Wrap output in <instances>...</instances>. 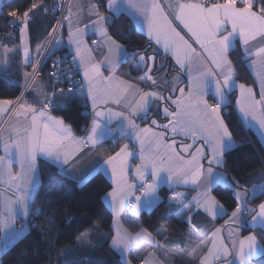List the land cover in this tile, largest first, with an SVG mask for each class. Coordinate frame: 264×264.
Masks as SVG:
<instances>
[{
	"label": "snow or ice",
	"instance_id": "6c2138e0",
	"mask_svg": "<svg viewBox=\"0 0 264 264\" xmlns=\"http://www.w3.org/2000/svg\"><path fill=\"white\" fill-rule=\"evenodd\" d=\"M128 6L135 9L143 15L148 23V36L154 38L157 45L163 44L165 51L171 52L175 57L176 63L181 68H186L189 72V89L187 93L183 88L179 89L180 96L175 100L172 96H165L158 91H145L140 84H133L131 81L123 80L116 77L114 73L109 77L101 79L100 63H92L91 66L85 65L84 77L88 82V97L92 101L94 110V119L86 137L79 138L78 142L82 144H90L93 147L99 143L98 129L101 128L99 117L107 116L109 119L120 117L126 122L127 129L133 134V138L140 144L141 165L136 169L137 176L144 180L141 185L142 191L136 196L132 189L135 185L128 182L125 170V161L127 157L133 155L129 150V145H123L115 155H110L106 163L112 167L113 176L116 178V187L113 188L108 195L112 198V204L119 217L123 210L124 201L128 200L130 211L138 215L141 207L151 208L157 202H162V198L158 195V183L161 172H167V182L170 184H195L200 181L205 170L200 160L204 157L203 149H197L195 153L190 154V158H185L178 153L174 147L176 140L170 142L164 141L165 133L156 132L152 127L145 126L141 128L135 123V117L147 115L149 108L157 101H167L169 104L175 105V111H170L169 107H164L165 116H171L172 119L167 124L159 125L155 119L151 121L152 125L171 129L173 133H182L185 136H191L193 140L202 139L209 146L212 153L208 159L207 168L208 177L214 175L223 177L222 173L214 172L211 165L215 164L223 167L227 161L225 153L230 152L234 147H240L236 144L232 132L229 130L228 124L225 122L224 116L221 114L225 106V101L235 79V68L229 58V51L233 46V41L237 34L239 39L245 45L244 52L248 56L255 55L257 60L253 61L254 65H258L260 71L257 76L261 80V99L254 98L253 88L244 84L238 85L242 100L237 103L241 105V109L245 116L251 115L254 120H259V125L264 128V0H224V2H216L205 4L186 3L177 0L175 4L174 19L179 20L184 27L195 38V43L199 45L203 53L207 54L208 59L201 57L185 36L181 35L173 26L172 20L169 19L164 9L161 7L159 0H128ZM107 8H117V0H107ZM168 7H173L169 4ZM92 15L96 17L92 21V26L97 29L106 39L109 55L104 57V63L108 67H113L119 62L122 55H126L122 45L115 41L104 27V22L108 17L102 16L98 10L99 5H90ZM33 10L48 9L43 5L42 0L32 3L22 16H18L16 11H12L9 15L13 18L12 23L19 21L21 25L20 31L23 34L27 31L29 23L34 15ZM2 14V12H0ZM72 15L69 9V17ZM69 17H64L68 19ZM231 25L229 30L228 25ZM55 31V29H54ZM81 29L77 27L74 32L70 31V42L76 45V55L81 61L84 60V52L87 51L89 56L91 50L82 47L83 40L79 38ZM259 38V39H258ZM250 42H257L253 52ZM41 46L37 48L39 54ZM13 49L3 48V63H7V57ZM133 55H139L141 62L146 59L154 60V57H145L143 53L136 52ZM25 63L29 62V51L27 46L24 48ZM199 61V63H197ZM209 63L212 67L209 66ZM216 69L218 71L213 70ZM33 71H37V64L33 63ZM151 67L148 69L145 79L151 81L153 85L157 81L151 75ZM193 71L195 75H192ZM31 74L25 73L26 81ZM55 75V74H53ZM106 81V83H104ZM211 89L215 99V103H209L205 96ZM170 91L175 92V87ZM63 92V90H61ZM133 97L132 100L128 96ZM55 98L45 97L41 102L42 107L36 108L23 100V94L16 101L0 100V113H6L12 110L11 107L18 105L15 111L16 116H24L28 121L24 127H13L0 130V145L3 146L4 156H0V182L5 183L10 188L15 189L14 198L3 196L0 197V230H5L4 241L5 246L12 239L19 235L13 225L17 215L28 218L34 215L31 204L33 191L38 186L39 165L37 158L43 156L48 162L62 163L67 165L69 162V153L66 150V143L72 137L70 127L64 125L61 119H54L47 116L46 109L50 107ZM71 98V90L69 97ZM126 111H114L107 107L111 102L121 105ZM261 106V112L257 115V106ZM100 110H97V109ZM42 118L44 120L42 121ZM191 145H184L185 152ZM17 161L20 165L19 172L12 171L13 162ZM150 170L152 182L148 183L145 174ZM238 185V182H236ZM211 181L205 185L204 191L200 196L193 198L197 208H203L204 211L212 216L217 211H222L223 206L219 201L209 195ZM135 199V207L131 206L130 197ZM237 201L241 196L235 193ZM184 194L174 192L168 199L181 202ZM258 212L252 216L251 222L255 225L257 220L264 222V202L258 206ZM251 213L254 209L241 206L240 203L231 213V221L237 223L244 219V211ZM39 211V209L37 210ZM71 217L69 221H71ZM117 224L115 234L111 236L110 247L121 254L123 264H130L125 254L137 249L141 244L147 242L150 246L157 244L155 237L146 229H141L133 235L125 228L119 220L114 221ZM94 227H96L94 225ZM220 229H216L211 233L213 237L211 245L207 246V250L202 254L196 255V249L201 245H207V241L201 240L196 248L187 252L189 257L199 260V264H234L230 259L233 253L226 244L217 243V237ZM106 238V234H105ZM81 242V246H91L87 241V233L81 234L77 238ZM258 241L255 234L245 236L238 242L233 241L232 247L236 249L234 255L238 257L239 264H249L251 255L257 250ZM69 251V249H65ZM142 264H161L155 258V253L148 252L142 258Z\"/></svg>",
	"mask_w": 264,
	"mask_h": 264
},
{
	"label": "crops",
	"instance_id": "0c3cea01",
	"mask_svg": "<svg viewBox=\"0 0 264 264\" xmlns=\"http://www.w3.org/2000/svg\"><path fill=\"white\" fill-rule=\"evenodd\" d=\"M1 1L0 0V12H1ZM103 1V6L105 12L110 13L111 15H117V14H125L128 16L134 27L137 31H139L141 34L144 35L146 40L151 44L152 50H154L159 56L161 57H168L169 63L168 65L174 70V74L177 76L183 77V84L179 85L176 93L174 96H172V99L175 100L177 97L180 96L179 89L183 88L185 90V93H187L189 89V72L186 68H181L175 60V57L172 55L171 52L165 51L163 44L157 45L154 38H150L148 36V23L147 20L143 15L138 13L135 9H132L128 6V0H117V8L115 9H109L106 7L107 0H101ZM182 2L186 3H198V0H182ZM97 3H100L98 0H69L67 5V14L66 17H69V9L71 10L72 15L66 19L65 24V31H64V37L62 42V48L72 54L74 57L76 55V45L70 42V31L74 32L77 27L81 29V35L79 38L83 40L82 47L86 49L91 50V55L89 56L88 52H84V60L83 62L79 57H76L75 62L78 69V74L80 78L81 83V90L80 93L82 95L81 98H84L89 106L90 110V117L87 119V123L85 125V130L83 134H76L71 127L64 123V125L70 127L72 137L70 140L66 143V150L69 153H72L69 156V162L67 165H63L62 163H52L48 162L45 157L39 156L37 158V163L40 160H43L45 162H48L52 166H54L57 169V172L62 175L63 177H66L76 184L80 185L85 180H87L91 175L94 173L100 172L105 176V178L110 183V189L109 191L103 196V201L108 208V210L111 212V221H110V236L108 240L109 248L118 256L119 260L123 264V260L121 258V254L110 247V240L111 236L115 234L117 224L114 223V221L119 220V222L128 229L130 233L135 235V233L139 232L141 229H144L139 225V216L142 213H148L151 210H153L160 202H157L153 207L147 208V207H141L140 212L138 215L136 214H127L124 212V207L127 204L128 200H125L123 210L120 212L119 217L116 215V210L113 207L112 204V198L108 195L111 193L113 188H115L116 185V178L113 176L112 173V167L106 163L107 158L110 155H115L116 152L120 150V148L125 144H134L138 147V159L136 161H132L130 159V156L127 157L125 161V170L126 173L130 174V177H128V182L135 185V188L132 189L134 194L136 196H139L136 194V182H145L144 180H141L137 174L136 169L139 165H141L142 160L140 159V144L139 141L135 140L133 138V134L130 132L129 129L126 127V122L122 120L120 117H113L112 119H109L107 116L99 117V121L101 124V128L98 129L99 135V143L97 146L93 147L90 144H82L79 143V138L86 137V135L89 132L90 127L92 126V122L94 119V110L92 108V101L88 97V82L84 77V70L85 65L91 66L92 63H100V73H101V79L109 77L114 73L116 77H120L123 80L131 81L133 84H140L142 88H144L145 91H158V89H153L151 87H148L151 81L146 80V74L148 73L149 67H151L152 71L156 68V70L163 66L161 62H156L155 59H146V62H141L140 57H138V62L140 65H145V71L139 75V76H129L127 73L120 71V65H121V59L125 56L122 55L119 58V62L116 63L113 67H108L104 63V57L109 55L108 53V45L106 42V39L100 34V32L97 29H94L92 26V21L96 19L94 15H92V10L90 8V5H97ZM159 3L161 7L164 9L165 13L168 15L169 19L172 20L173 26L176 27L177 31L181 33V35L185 36L186 39L189 40L190 43H192V46L196 49L198 53L201 54V57L204 59L207 58V54L203 53L200 49L199 45L195 43V38L191 36V33L188 32V30L184 27V25L179 21L174 19L175 16V4L177 3V0H159ZM169 4H172L173 7H168ZM100 14L102 16L107 15L103 13L98 8ZM104 27L106 28V21L104 22ZM229 30H231V25H228ZM259 39V38H258ZM120 44V43H119ZM121 45V44H120ZM27 46L29 51V62L25 63L24 60V48ZM250 46H252L253 52L255 51V46H258L257 42H250ZM8 49H13L12 52L8 54L7 57V63H3V55H0V70H5L10 61V55L13 54L14 50H18L19 52V63L21 67L28 68L30 65V60L32 57V51L31 47L29 46L28 42V36L27 31L23 34L20 33L16 37H13L11 40H9L6 44ZM123 47V46H122ZM236 47L242 52L243 58L247 59L246 66L249 71V74L253 80V85L250 87L253 88L254 98L256 100L261 99V80L257 76V73L260 71V68L258 65H254L253 61L257 60V57L255 55L248 56L244 52L245 45L243 42L239 39V35L237 34L236 38L233 41V46L230 49L233 50ZM125 50V48L123 47ZM229 51V52H230ZM3 52V48L0 49V53ZM126 52V51H125ZM127 53V52H126ZM147 58V57H146ZM199 63V61H197ZM209 66L212 67V65L209 63ZM214 71H218L213 68ZM151 71V72H152ZM25 73H27V69L23 71V79L25 80ZM172 76H175V75ZM153 79H155L157 82L164 83L166 81V78L164 77L163 73H156L151 74ZM192 75H195V72L193 71ZM106 83V81H104ZM240 85L239 82H237L235 79L232 83L231 89L229 91V94L227 96V99L225 101V106L228 104V98L230 95L234 96V104L232 107V110L237 115V118L242 125L243 128L251 131L261 147L264 150V128H261L259 125V120H254L252 116L249 114L245 116L244 112L241 109V105L237 103L238 100H242L241 92L238 87ZM50 93V85L44 79L43 77L39 76L37 77L32 85L30 86L29 90L27 91L26 95L24 96L23 100L27 101L29 104L36 108L42 107L41 102L45 99V97H48ZM163 95L169 96L168 94L164 93ZM67 96V95H66ZM55 99L57 101H65L66 97L65 94H56ZM129 100H132L133 97L131 95L128 96ZM205 99L208 100V102L215 103V99L213 96V92L211 89L208 90L207 95L205 96ZM5 100V99H4ZM123 101L121 105H116L114 103H109L107 107L112 108L114 111H126V109L123 107ZM11 107V106H6ZM18 105L15 107L9 118L7 119V122L5 123L3 129L9 128V125H12L13 127H24L28 123V121L25 119L24 116H16L15 111ZM164 107H169L170 111H175V105L169 104L167 101H157L154 104H152L149 108V111L146 116L144 114H141L139 117H135V123L139 125L141 128L145 126L152 127L154 131L156 132H162L165 133L164 135V141L170 142L171 140L175 139L176 144L174 145L176 151L180 153L181 156L185 158H190V154L195 153L197 149H203L204 151V157L201 158L200 162L204 167L205 173L201 177L200 181L193 184L189 182L188 184H170L167 182V172H161L160 173V179L157 181L158 183V195L159 191L164 188L169 192V189L171 186L177 191L184 194V198L181 202L172 201L169 202L170 195L168 194L166 202L169 206H172L175 209V214L181 220L185 225V230L182 232V234L178 237L171 238L169 236H164L162 238H156L155 240L158 242L157 244L149 245L147 242H144L141 244L137 249L133 250L130 253H126L125 256L128 261H130V264H142V258L147 255L148 252L155 253V258L158 259L161 264H199V260L194 257H189L187 255V252L191 251L192 249L196 248L197 244L201 240L207 241V245H201L200 248L196 249V255L202 254L203 251L207 250V246L211 245V241L213 237L211 236V233L215 231L216 229H220V232L218 234L217 243H223L228 246L230 251L233 253V255L230 257L234 261V264H239V259L234 255L236 252V249L232 247L233 241L238 242L243 239L245 236H248L252 233L248 234H242L241 231L244 227L249 228L251 230H261L264 232V222L261 220H257L255 225L252 224L251 218L252 216H255L258 212V206L256 208V211L249 216L244 215V219L242 221H238L237 223H233L231 221V213L233 210L237 207V204L240 203L241 206L247 205V207L252 208V206H249L247 204V200L255 198L256 196L264 193V177L260 179L259 173L257 174L254 179L255 182L251 184L250 187L247 189H242L240 187H237L234 180L227 176L224 172L220 170V167L213 164L211 167L213 168L214 172L216 173H222L223 177L220 176H212L208 177L207 175V168L210 166L208 164V159L211 158V151L208 145L205 144V142L202 139H195L191 136H185L182 133H173L171 129H165L163 127H157L156 125H152L151 121L155 119L159 125L167 124L170 119H172L171 116H165L163 109ZM97 110H100L99 108ZM47 116L52 117L54 119H61L60 117L54 115L51 111L46 110ZM261 112V106H257V115H259ZM6 113H0V122L3 116H5ZM223 115V113H221ZM146 117L145 121H142V119ZM44 118H42V121ZM62 120V119H61ZM114 136L117 140L118 148L113 150L108 146V138ZM184 145H191V147L188 149L187 152L183 150ZM5 153L3 151V146L0 145V156H4ZM12 171L19 172L20 171V165L17 161L14 160L12 164ZM264 172V171H263ZM38 184H39V173L37 176ZM145 179L148 183L152 182V177L150 174V170L145 174ZM211 181V187L209 191V195L214 197L211 194V189L215 185H220L227 187L231 190L232 196L235 200V208L231 211H227L224 207L222 211H217V214L215 216H212L204 211L203 208H197L195 201L193 198L200 196V194L204 191V187L206 184ZM35 191V190H34ZM33 191V194H34ZM239 193L241 196L240 201H237L235 197V193ZM15 195V189L10 188L8 185H6L3 182H0V197L7 196L14 198ZM33 197V195H32ZM160 197V195H159ZM129 199H134L133 197H130ZM216 199V198H215ZM217 200V199H216ZM218 201V200H217ZM264 202V201H262ZM261 202V203H262ZM135 203V199H134ZM220 205H222L219 202ZM223 206V205H222ZM135 207V206H134ZM246 211V210H245ZM28 218L23 217L22 215H17V218L15 220V223L13 225V228L19 232V235L16 236L14 239L11 240L10 243H7L5 246L4 241V235L5 230H0V255L8 249L11 245H13L17 240H19L22 236L25 235V233L28 231ZM217 220H221V222H217ZM88 232V233H87ZM91 231H85L83 233H87V241L91 245L85 246L84 249H90L93 244L89 241V235ZM82 233V234H83ZM81 236V234L79 235ZM78 236V237H79ZM258 241V240H257ZM71 247L75 248V245L65 247L63 249L62 253V260L69 261L73 258H79L80 256V250H76V253L73 255L68 256V258H65V249H71ZM65 251V252H64ZM262 252V247L258 242L257 250L251 255L250 260L257 255H259ZM54 264V263H53ZM219 264V262H217ZM249 264H252L249 262Z\"/></svg>",
	"mask_w": 264,
	"mask_h": 264
},
{
	"label": "trees",
	"instance_id": "16d2710c",
	"mask_svg": "<svg viewBox=\"0 0 264 264\" xmlns=\"http://www.w3.org/2000/svg\"><path fill=\"white\" fill-rule=\"evenodd\" d=\"M50 1L42 0L44 6ZM98 1L99 9L108 17L106 21L108 33L129 54L126 62L120 65V71L129 76H139L146 70L145 65H140L139 55H133V53L140 52L145 57H154L155 61L161 62L163 66L157 70L155 68L151 74L163 73L166 81L157 82L156 85L150 83L148 87L174 96L176 91L172 92L170 89L175 87L177 90L184 80L182 76L174 74L175 71L168 65L169 58L161 57L152 50L151 44L136 30L128 16L111 15L105 12L103 1ZM37 2L39 0H2L0 33L7 29L10 12L20 13L30 4ZM33 12L34 15L30 13L33 18L27 29L31 49L43 40L51 26V18L42 10H33ZM229 58L235 68V80L247 86L253 85L246 66L247 59L243 58L238 47L229 52ZM25 69L28 72L29 67L20 66L19 52L17 49L14 50L10 55L8 67L0 70V100H13L16 97L24 82L22 75ZM173 74L175 76H172ZM39 76L49 83L47 65L42 68ZM63 94L66 97L65 108L53 109L51 112L68 124L76 134H83L87 119L82 117L79 107L82 95L79 90L71 92V98H68L69 93ZM223 116L236 144L240 147H234L230 152L225 153L227 163L220 167V170L231 177L235 183L238 182L237 187L247 189L255 182L254 177L257 174L262 172L260 179L264 177V150L254 134L242 127L231 108ZM38 165L39 184L32 197L34 203L31 204V208L34 215L29 217L28 231L0 255V264H122L108 245L111 212L106 207L103 196L111 186L105 176L97 172L78 185L60 175L48 162L40 160ZM211 194L227 211L235 208V200L229 188L215 185L211 189ZM159 195L162 202L150 212L140 214L139 225L159 239L164 236L178 237L185 230V225L176 216L175 209L166 202L168 191L162 188ZM262 201H264V193L247 200V204L254 209L251 214H248L249 216L256 211ZM70 217L71 221H69ZM85 231H91L89 241L93 246L90 249L80 250L79 258L63 261V249L75 245L78 236ZM241 233L256 235L262 252L252 258L250 263L264 264V232L244 227Z\"/></svg>",
	"mask_w": 264,
	"mask_h": 264
},
{
	"label": "built area",
	"instance_id": "2783aa9c",
	"mask_svg": "<svg viewBox=\"0 0 264 264\" xmlns=\"http://www.w3.org/2000/svg\"><path fill=\"white\" fill-rule=\"evenodd\" d=\"M69 0H51L47 5V12L43 13L47 14L51 18V26L46 33L43 40L37 44L32 51V57L30 60L29 70L27 73L31 74L29 78L26 81V78L24 82L22 83L16 97L13 99V101H16L18 97H21L23 94V98L26 95L27 91L29 90L30 86L34 82V80L39 77L40 71L42 68L47 65L48 66V77H49V85H50V93L48 95V98H52L53 93L56 94H63V93H69V90L71 92L75 90H81V83L80 78L78 74V69L75 60L73 59V56L70 52L66 50H62V42L64 37V31H65V24H66V17L67 14V5ZM199 2H203L205 4H211L216 2H224V0H198ZM31 5V4H30ZM26 7L23 11L20 13H17L18 16H22L25 11L28 10L30 7ZM99 5V3H97ZM13 18L9 16V19L7 21V29L0 33V49L4 48L7 44V42L13 38L16 37L21 33L19 24V21H17L16 24L12 23ZM55 29V31H54ZM40 47L39 54H37V48ZM129 54L126 53V55L121 59V64H124L128 58ZM33 63L37 64V71H33ZM55 74V75H53ZM63 90V92H61ZM234 104V96L230 95L228 98V104L224 106L222 109V113L225 114L228 112V110L233 107ZM17 105L11 106L12 110L7 112L5 116L1 119L0 122V130L4 127L5 123L7 122V119L13 112ZM66 104L64 101H57L55 98L53 99V103L50 105V107L46 110H53V109H63L65 108ZM79 107L81 110V115L83 118L88 119L91 115L89 106L87 101L84 98H81L79 101ZM146 117L142 119V121H145ZM108 146L115 150L118 148L117 140L114 136L108 138ZM129 150L133 152V155L130 156V159L132 161H136L138 159V147L134 144L129 145ZM128 177H130V174H127ZM145 182H136V194L140 195L142 188L141 185ZM174 192H177L173 186L170 187L168 194L171 196ZM131 200V206L134 207V199ZM124 212L127 214H131L129 207V202L124 207ZM245 215L248 214L247 211H244Z\"/></svg>",
	"mask_w": 264,
	"mask_h": 264
},
{
	"label": "rangeland",
	"instance_id": "374dc122",
	"mask_svg": "<svg viewBox=\"0 0 264 264\" xmlns=\"http://www.w3.org/2000/svg\"><path fill=\"white\" fill-rule=\"evenodd\" d=\"M83 248L84 247L81 246V242L78 239H76L75 248L71 247V249H69V251H67V252L64 251L65 254H66L65 255V258H68V256L75 254L76 253V250H82ZM74 259H77V258H73V260Z\"/></svg>",
	"mask_w": 264,
	"mask_h": 264
}]
</instances>
